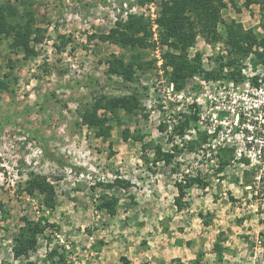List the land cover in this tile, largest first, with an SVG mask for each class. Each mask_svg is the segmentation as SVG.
Wrapping results in <instances>:
<instances>
[{
    "label": "rangeland",
    "instance_id": "rangeland-1",
    "mask_svg": "<svg viewBox=\"0 0 264 264\" xmlns=\"http://www.w3.org/2000/svg\"><path fill=\"white\" fill-rule=\"evenodd\" d=\"M163 1L0 0L14 5L23 23L28 13L35 19L30 56L0 36V264L25 262L13 249L26 220L60 227L38 236L31 255L37 264H51L53 251L55 261L63 256L68 264H264V200L238 183L243 165L217 173L214 156L230 148L264 165V65L251 55L234 72L221 71L227 60L220 59L231 21L264 34V0L216 2L223 5L219 40L206 38L194 19L188 55L202 68L180 92L164 70L165 53L177 51L159 34ZM133 17L147 25L146 47L101 39ZM114 57L144 66L129 76L113 74ZM132 89L140 98L134 113L110 110L109 101ZM184 115L190 128L178 129ZM88 116L103 121L109 134L100 135L102 126ZM125 130L139 140L124 141ZM174 145V162H156L158 146L168 152ZM199 171L208 187L188 189L187 205L178 210L175 183ZM43 179L55 187L53 208L36 189ZM104 197L118 199L115 215L99 209Z\"/></svg>",
    "mask_w": 264,
    "mask_h": 264
},
{
    "label": "trees",
    "instance_id": "trees-1",
    "mask_svg": "<svg viewBox=\"0 0 264 264\" xmlns=\"http://www.w3.org/2000/svg\"><path fill=\"white\" fill-rule=\"evenodd\" d=\"M154 1L156 0H139L143 5ZM219 1L222 4V0H168L163 1L161 4L160 15L157 19L160 37L163 42L177 51H168L165 53L164 70L169 78L170 84L174 86L177 92L182 91L186 87L187 80L198 74L202 68V64L198 59L190 58L188 55V50L194 45L197 37V26H195L197 22H194V19L200 22L202 27L201 30L206 38H211L212 40H219V38H221L216 28L219 20L218 14L220 7L223 6H215ZM188 11L194 12L196 17L192 18L191 15H188ZM27 16H29V19L26 23H23L14 5H0V36H5L11 40L10 45L13 49L20 50L24 52L26 56H30L33 52L31 49V36L32 33H34L33 26L35 19L32 13H28ZM226 28L225 42L228 52L227 56L223 55L220 59L224 58L227 61L221 71H223L225 66H229L234 72L235 69L251 55H254V61L264 65V34H259L254 29L245 30L243 25L236 21H231L226 24ZM149 35L150 32L144 21L141 18L133 17L124 24L117 23L116 27L112 28L107 35L100 37L103 41H110L120 46L134 49L137 47H146ZM109 66L111 73L124 76L126 74V76H129L131 72H134L135 68H142L144 63L140 59L126 62L122 58L114 57V60L110 62ZM139 101L138 90L132 89V95L115 98L109 101L110 105H108V107L113 112H115V109H124L128 113H134ZM184 116L185 118L179 123L178 129L190 128V118L187 115ZM194 119L199 120L196 115H194ZM86 120L90 124H100L101 126L102 123H104L90 116L86 117ZM101 134H109L107 130H104L103 126L100 131V135ZM133 136L134 135H131L128 130L122 133L123 140L126 142L130 138L139 140L138 137ZM197 144H199L198 141L190 142L187 148L193 151ZM177 146L178 145H174L172 150L168 152L163 151V149L158 146L154 151L156 162H163L166 165L174 162L177 157L176 152L179 148ZM142 147L145 149L146 143H142ZM214 156L218 161L217 173L225 172L234 163L243 165L245 169L238 183L241 182L244 189L252 190L250 191L252 193V199L264 200V165L253 164L247 156L237 158L230 148L219 147L217 154ZM120 183L119 180H116L113 186H118ZM208 185L209 183L204 180L201 171L194 177H187L181 182H176L175 187L177 188L178 196L175 199V204L177 209L183 210L187 205L184 198L188 189L194 186L207 188ZM36 189L41 194L45 195L44 203L48 207H55V187L51 183L43 179L36 184ZM246 192L248 194V191ZM231 199L235 200L233 197H231ZM117 203L118 199L115 197L109 200H105L104 197V201L99 205V209L106 210L111 215H115V206ZM0 210L4 212L2 205H0ZM205 224H207V221H205ZM48 226L56 230L60 229L59 225L55 223H45V225H42L41 222L25 221L24 226L20 228L19 235L14 239V258L18 260L21 258L25 259L24 263L19 264H37L31 260V255L38 251V236L44 234ZM187 244L191 245L190 242ZM262 244L264 255V241H262ZM214 250L220 258L223 257L221 252L222 247L219 242L215 243ZM57 254V251L51 253V264H68L63 256L55 261L54 258ZM176 261L181 262L180 259H176Z\"/></svg>",
    "mask_w": 264,
    "mask_h": 264
}]
</instances>
